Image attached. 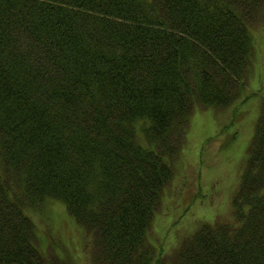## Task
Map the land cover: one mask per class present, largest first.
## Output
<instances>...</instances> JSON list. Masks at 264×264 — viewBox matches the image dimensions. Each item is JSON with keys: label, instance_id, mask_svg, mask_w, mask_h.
Listing matches in <instances>:
<instances>
[{"label": "trees", "instance_id": "1", "mask_svg": "<svg viewBox=\"0 0 264 264\" xmlns=\"http://www.w3.org/2000/svg\"><path fill=\"white\" fill-rule=\"evenodd\" d=\"M264 0H0V264H65L28 216L60 202L92 264H160L149 228L197 105L227 107ZM232 222L175 264H264V95Z\"/></svg>", "mask_w": 264, "mask_h": 264}, {"label": "rangeland", "instance_id": "2", "mask_svg": "<svg viewBox=\"0 0 264 264\" xmlns=\"http://www.w3.org/2000/svg\"><path fill=\"white\" fill-rule=\"evenodd\" d=\"M252 64L241 80L245 90L227 107L197 105L183 147L164 188L148 238L160 264H175L180 244L203 223L236 221L232 197L245 166L264 95V9L252 25ZM40 248L65 264H92V238L58 201L27 211Z\"/></svg>", "mask_w": 264, "mask_h": 264}]
</instances>
